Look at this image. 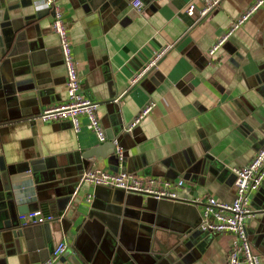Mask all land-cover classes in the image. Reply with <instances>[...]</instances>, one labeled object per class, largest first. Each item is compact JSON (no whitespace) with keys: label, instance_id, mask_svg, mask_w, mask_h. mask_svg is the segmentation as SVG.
Returning <instances> with one entry per match:
<instances>
[{"label":"crops","instance_id":"crops-1","mask_svg":"<svg viewBox=\"0 0 264 264\" xmlns=\"http://www.w3.org/2000/svg\"><path fill=\"white\" fill-rule=\"evenodd\" d=\"M38 1L8 0L22 24L33 19L39 7L30 2ZM133 1L115 14L108 5L93 10L87 0H57L84 93L99 104L106 134L118 137L147 104H156L136 127L137 135L125 132L124 167L118 170L112 157L92 159L85 172L98 168L142 179L182 180L183 198L201 214L210 197L230 203L236 194L234 170L247 165L264 144V7L210 57L213 45L256 0H223L204 18L186 12L190 4L201 7L200 0H142V12L133 9ZM53 20L45 13L27 29L29 51L14 57L0 77V157L11 179L7 187L0 170V264H42L64 240L69 245L65 254L81 259L85 254L92 264H227L233 235L202 234L200 229L183 240L173 234L167 247V237L158 233L156 252L138 255L136 263L115 248L109 256L90 253V240L77 227L93 202L106 207L124 194L78 182L84 168L80 154L104 144L87 128L86 118L79 133L70 121L39 119L42 110L67 100ZM167 46L165 55L133 84ZM39 159H49L57 168L23 170ZM250 199L254 217L247 232L264 264V183ZM24 206L55 217L49 222L51 243L44 245L41 238L43 248L36 236L30 242L16 234L26 227L20 221ZM69 225L66 233L63 227ZM137 245L146 243L135 241Z\"/></svg>","mask_w":264,"mask_h":264},{"label":"built area","instance_id":"built-area-1","mask_svg":"<svg viewBox=\"0 0 264 264\" xmlns=\"http://www.w3.org/2000/svg\"><path fill=\"white\" fill-rule=\"evenodd\" d=\"M223 0H200L201 7L190 4L187 14L191 17L204 18L221 5ZM38 10H51L54 12L52 30L59 38L60 48L66 70L67 100L59 104L49 106L42 110L39 119L44 123H58L70 121L76 133L82 129L81 119L86 118L87 128L95 133L100 143L107 141L105 129L102 127L98 116L99 104L86 97L78 72V64L73 55L72 42L69 36L64 15L57 5V0H39L35 4ZM133 9L142 12L144 4L142 0H134ZM264 7V0H256L247 10L231 25L229 30L213 45L208 55L213 57L223 45L239 30L255 13ZM170 46L165 47L140 74L133 79V84L138 81L155 66L157 61L165 55ZM156 107L154 102L147 104L129 125L127 131L134 130L144 117L148 116ZM1 128V125H0ZM116 155L122 158V148H117ZM235 172V199L221 202L216 198L207 199L202 211V222L199 229L208 234L230 233L234 239L232 242L227 264H260V256L252 249L247 223L254 217V211L250 206L251 195L260 190L264 183V144L253 159L245 166L236 168ZM81 184H89L95 187H108L124 190L128 194L144 195L157 200L180 201L183 200L182 192L185 189L184 181L172 182L156 177L147 179L138 178L127 172H111L103 169H91L84 173ZM91 196L87 201L90 202ZM55 220L53 215H47L42 210H36L20 216V221L25 226L43 225ZM67 241H62L53 254L42 264H55L68 250Z\"/></svg>","mask_w":264,"mask_h":264},{"label":"water","instance_id":"water-1","mask_svg":"<svg viewBox=\"0 0 264 264\" xmlns=\"http://www.w3.org/2000/svg\"><path fill=\"white\" fill-rule=\"evenodd\" d=\"M87 1H89L93 10H99L101 7L108 5L112 7L115 14L123 11L128 5L127 0ZM30 5L34 6L35 3L30 2ZM16 9L15 5L10 4L8 0H0V77L6 66L12 64L11 60L14 57L29 51L27 29L34 25L36 20H40L43 14L54 15V12L48 9L38 10L35 15L31 16L33 18L31 21L26 19L22 24L21 18L14 15ZM128 127L126 126L122 129L118 137L113 133L107 132V141L104 144L80 154L79 160H82L84 168L80 172L79 183L85 171L89 169L92 159L100 161L112 157L115 161L113 164L118 170L124 167L126 154L124 152L120 160L116 155V150L117 148H123L124 134L128 132ZM137 133V128L131 131L133 136L137 135ZM45 168L57 167L54 164L51 165L49 159H39L23 166V170L28 171L27 173L44 170ZM0 170L8 187L11 181L10 172L7 170L2 157H0ZM96 188L119 190L124 194V197L119 203L109 204L106 207H98L93 202L87 216L82 219L77 227V231H80L81 235H85L84 237L90 240V253L92 255L98 253L102 257L109 256L108 251L115 248L117 254L127 256V262L133 260L132 262L134 263L135 261L136 263L139 262L138 255L156 252L154 248L155 244L158 245L159 243L158 233L167 237L164 246L167 247L168 243H170L168 240L173 234L176 235V240H183L190 233L194 235L201 225L202 214L197 205L185 199L180 201L157 200L153 197L145 198L144 195L128 194L124 190L115 188ZM25 207L24 211L20 212V215L29 213L27 207ZM178 221L183 223L178 225ZM63 228L67 233L70 225L68 228ZM16 234L25 237L30 242L36 236L39 245H41L40 248L44 247L41 238L44 239V245L45 243H51L52 240L50 223L26 226L25 229L16 232ZM141 240L145 241V246H134L135 241L139 242ZM201 246H203V243ZM84 258L81 259L75 253H67L59 259L57 264H92V258L85 254Z\"/></svg>","mask_w":264,"mask_h":264}]
</instances>
